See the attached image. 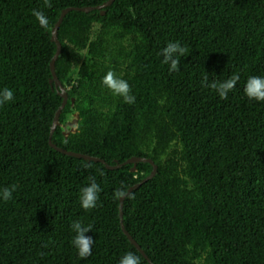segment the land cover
Instances as JSON below:
<instances>
[{"label": "trees", "instance_id": "1", "mask_svg": "<svg viewBox=\"0 0 264 264\" xmlns=\"http://www.w3.org/2000/svg\"><path fill=\"white\" fill-rule=\"evenodd\" d=\"M108 0H0V264H119L137 254L120 227L113 193L147 177L149 163L108 170L48 145L62 98L52 88V28L68 7ZM33 10L47 16L40 27ZM55 73L68 100L52 142L109 165L150 158L155 176L126 196L124 228L154 264H264V101L250 100V77H264V0H114L101 11H70L57 32ZM186 51L170 71L162 50ZM83 56L77 78L71 72ZM112 70L135 103L102 84ZM239 76L221 99L202 84ZM164 99V103L158 100ZM78 116L65 137L67 116ZM94 177L96 208L80 207ZM73 221L91 226V254L71 241Z\"/></svg>", "mask_w": 264, "mask_h": 264}, {"label": "clouds", "instance_id": "2", "mask_svg": "<svg viewBox=\"0 0 264 264\" xmlns=\"http://www.w3.org/2000/svg\"><path fill=\"white\" fill-rule=\"evenodd\" d=\"M51 0H44V7L51 8ZM32 15L36 18L40 27L47 29L49 28V21L47 16L41 10H33ZM186 49L181 47L178 42H169L164 49L162 50V55L164 57L165 63H170V71L179 70V59L177 56H182L185 53ZM239 76L233 74L226 81L217 83L215 81L209 83L208 77L203 78L202 84L205 87L214 89L221 99H227L228 93L232 91L237 82ZM102 84L111 90L115 95L121 97L124 103L134 104L135 95L132 94L130 85L126 80L120 79L117 77L116 73L112 70H109L102 78ZM244 92L250 100L255 101H264V77H250L244 87ZM14 98L13 91L8 88H4L0 92V105H3L6 102L11 101ZM158 103L163 104L164 99L158 100ZM15 191V186L11 188H4L0 192V198L4 201H9L12 199L13 192ZM101 191L100 185L96 182L95 178H90V183L87 187H84L81 190L80 195V207L89 211L97 206V201L99 199V193ZM128 195L123 190V185L120 188H117L113 193V199H121ZM71 229L74 232V237L71 241L73 247L77 250V254L81 258H87L91 254V249L93 245V239L86 235L92 231L91 226H85L79 221H73L71 224ZM119 264H141L140 257L133 253H125L119 261Z\"/></svg>", "mask_w": 264, "mask_h": 264}, {"label": "water", "instance_id": "3", "mask_svg": "<svg viewBox=\"0 0 264 264\" xmlns=\"http://www.w3.org/2000/svg\"><path fill=\"white\" fill-rule=\"evenodd\" d=\"M114 0H108L105 3L98 5V6H87V7H68V8H64L61 13L60 16L57 20V22L54 24L53 28H52V41L55 43L56 45V50L55 53L53 54V56L51 57V60L49 62V69L52 75V79H50L49 83L52 86L53 89H55L57 91V94L62 98L61 104L59 105V107L57 108V110L54 113L53 116V120L51 123V127H50V131H49V136H48V145L49 147H51L52 149L56 150L57 152L69 156V157H74V158H78V159H82L84 161L87 162H97V163H101L104 165V167L108 170H115V169H119L125 165H129V164H133V167L130 169L131 172H135L136 171V164L137 163H149L152 166V170L151 173L145 177L144 179H142L141 181H139L138 183L134 184L133 186L129 187L126 191V193L129 195L130 193H132L134 190L138 189L140 186H142L143 184L147 183L148 181H150L156 174L157 172V165L152 161V159L150 158H144V157H130L128 158L126 161L119 163L118 161H115L114 165H109L108 163H106L103 159H100L96 156H91V155H86L83 153H79V152H73V151H67L64 148L58 147L56 146L53 142H52V135L54 133V131L56 130L58 123H59V116L61 111L63 110V108L65 107L67 100H68V95H67V91L66 88L62 85V83L60 82V80L58 79L56 73H55V61L57 59V57L59 56L60 52H61V44L57 38V32H58V28L60 26V24L62 23L64 17L70 12V11H79V12H84V13H89L95 10H99L101 11V14H104V9L108 6H110L113 3ZM78 120V116L75 115V118L73 119V123L76 124ZM76 130L72 129L71 132L74 133ZM65 137L67 136L66 133H64ZM127 196V195H126ZM126 196L124 198L119 199V219H120V227L122 232L124 233V235L127 237V239L131 242V244L138 250V252L141 254V256L147 261L148 264H154L150 258L147 256V254L144 252V250L139 246V244L132 238V236L128 233V231L124 228V224H123V204H124V200L126 198Z\"/></svg>", "mask_w": 264, "mask_h": 264}, {"label": "rangeland", "instance_id": "4", "mask_svg": "<svg viewBox=\"0 0 264 264\" xmlns=\"http://www.w3.org/2000/svg\"><path fill=\"white\" fill-rule=\"evenodd\" d=\"M82 62H83V56H81L79 60L75 61L74 67L71 72V77L73 80L77 78V71ZM74 118H75V115L73 114L68 115L66 122L62 125V129L66 134L71 132V130L75 128V124L73 123Z\"/></svg>", "mask_w": 264, "mask_h": 264}]
</instances>
